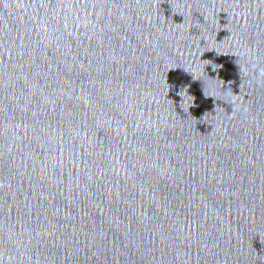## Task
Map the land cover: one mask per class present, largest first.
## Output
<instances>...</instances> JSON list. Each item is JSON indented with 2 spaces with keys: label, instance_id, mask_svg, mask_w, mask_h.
Segmentation results:
<instances>
[{
  "label": "water",
  "instance_id": "obj_1",
  "mask_svg": "<svg viewBox=\"0 0 264 264\" xmlns=\"http://www.w3.org/2000/svg\"><path fill=\"white\" fill-rule=\"evenodd\" d=\"M0 264H264V0H0Z\"/></svg>",
  "mask_w": 264,
  "mask_h": 264
}]
</instances>
